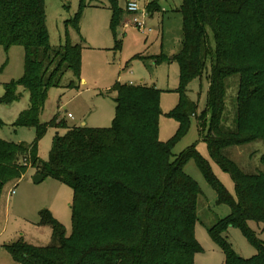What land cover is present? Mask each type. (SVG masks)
<instances>
[{
	"label": "trees",
	"instance_id": "obj_1",
	"mask_svg": "<svg viewBox=\"0 0 264 264\" xmlns=\"http://www.w3.org/2000/svg\"><path fill=\"white\" fill-rule=\"evenodd\" d=\"M44 2L0 0V47L8 49L17 45L24 49L23 76L4 86L1 102L18 99V86L26 90L28 106L14 125L35 128L38 136L48 126L66 127L63 119L58 121V116L49 122L39 120L48 89L59 86L67 70L80 80V49L69 42L64 46L50 44ZM112 2L114 25L120 14L116 3ZM146 9L152 13L158 11V5L151 2ZM176 11L181 16L180 43L171 59L179 66L180 101L169 116L179 122L178 132L166 143L158 140L161 112L155 88L117 85L111 127H70L65 135H56L48 162L39 165L43 178L50 176L73 191L70 235L66 236L63 227L44 211L42 221L51 227L54 244L46 247L23 242L8 245L7 251L14 261L19 264H92V255H95L101 258L98 264H193L194 254L200 251L194 239L200 190L182 169L186 160L192 158L214 189L217 202L230 207L229 215L208 229L224 253L223 264H264V246L247 225L248 221L264 223V172L245 174L224 153L227 147L245 144L255 136L264 139V67L243 59L238 44V29L243 31L242 37L247 41L257 35L256 38L264 42V0H182ZM166 59V55L160 54L154 57V62L158 64ZM206 71L209 74L206 104L196 119L197 125L201 133L204 132L208 119L207 131L201 136L207 143L210 158L231 176L235 198L227 193L209 163L194 148L172 158L174 143L185 134L190 117H195L197 111L196 103L187 96V87L202 78ZM234 77L238 80L237 106L233 126L229 128L224 117L226 90L227 82ZM255 114H261L259 125L251 127L249 121ZM28 149L22 144L0 141V196L6 183L20 179L26 171L15 163V156L25 154ZM30 152L35 160V149L31 148ZM128 156L137 172L143 171V179L146 178L144 181L149 185L142 193L129 188L119 175L114 177ZM147 179L153 181L148 184ZM105 207L116 215L140 213L143 218L140 236L124 246L113 243L105 246V250L93 254L89 250L83 256L77 242L82 232V216ZM233 226L255 244L257 254L251 259L239 257L222 236ZM120 254L122 259H119Z\"/></svg>",
	"mask_w": 264,
	"mask_h": 264
},
{
	"label": "rangeland",
	"instance_id": "obj_2",
	"mask_svg": "<svg viewBox=\"0 0 264 264\" xmlns=\"http://www.w3.org/2000/svg\"><path fill=\"white\" fill-rule=\"evenodd\" d=\"M112 1L119 9L120 19L112 24L114 10ZM136 1L138 11L126 10L127 2ZM157 3L158 11L148 13L149 3ZM182 0H45L46 27L52 46H64L67 42L80 49L79 78L71 71H65L61 83L50 87L47 100L39 115L40 122H49L54 116L63 119L66 127L48 126L38 136L35 128L15 126L20 113L28 106V92L17 87L18 99L4 103V86L18 81L24 73V49L11 46L0 47V141L10 144H22L28 147L25 154L18 153L15 163L26 171L18 180L6 183L0 196V264H19L7 251V246L23 242L33 247H46L54 244L51 227L42 221V212L47 211L64 229L65 235L72 231L73 200L72 189L50 176L34 183L35 174H40V166L47 163L56 135L63 136L70 127L109 128L115 117V87L132 84L155 88L159 93L158 140L166 143L179 129V122L169 116L180 101L179 66L171 57L179 48L181 16L176 11ZM147 12L146 15H143ZM136 18L144 25V31L132 24ZM236 26L241 27V24ZM150 29V31H148ZM238 42L243 59L264 67V42L257 35L252 40L242 37L238 29ZM237 34V33H236ZM164 54L168 59L155 63L154 57ZM208 71L202 78L192 81L187 87V96L196 103L195 117L189 119L187 131L172 147V158L194 148L210 165L213 174L224 186L227 193L235 198V185L229 173L223 171L211 158L202 133L197 125V117L205 108ZM237 77L227 82L225 124L231 128L237 106ZM71 85V86H70ZM261 114L253 115L250 126L259 125ZM204 118H208L204 117ZM202 128V127H201ZM35 149V160L30 149ZM224 153L245 174L264 172V139L255 136L242 145L230 146ZM130 156L124 158L116 175L133 190L139 193L147 190L143 171L137 172L131 165ZM199 187L197 198V221L194 225V239L200 247L193 257V264H223L224 253L211 238L208 229L217 220L226 218L230 207L218 203L214 189L206 182L192 158H188L182 167ZM148 184L153 181L147 179ZM15 186L14 194L9 190ZM151 186V185H150ZM143 218L137 214H112L107 208L82 216L81 235L78 249L83 256L89 250L97 253L110 244H126L136 241L140 236ZM147 223V222H146ZM141 225V226H140ZM255 238L264 246V223L247 222ZM152 229L153 226L151 225ZM233 251L242 259H251L257 254L255 244L250 242L238 227H229L222 234ZM77 245V244H76ZM124 246V245H123ZM106 253V252H105ZM89 257V256H88ZM91 257V256H90ZM123 255L120 254L119 259ZM101 258L92 255V264H98ZM95 260V261H94Z\"/></svg>",
	"mask_w": 264,
	"mask_h": 264
},
{
	"label": "built area",
	"instance_id": "obj_3",
	"mask_svg": "<svg viewBox=\"0 0 264 264\" xmlns=\"http://www.w3.org/2000/svg\"><path fill=\"white\" fill-rule=\"evenodd\" d=\"M126 10L130 13H135L138 11V4L136 1H129L127 2L126 5ZM147 12H145L143 15H146ZM132 24H134L135 26L138 27V29H140L141 31H144V25L142 22H139V20H137L136 18L133 19ZM148 31H150V29H148ZM15 192V186H13L10 190H9V195L10 194H14Z\"/></svg>",
	"mask_w": 264,
	"mask_h": 264
},
{
	"label": "water",
	"instance_id": "obj_4",
	"mask_svg": "<svg viewBox=\"0 0 264 264\" xmlns=\"http://www.w3.org/2000/svg\"><path fill=\"white\" fill-rule=\"evenodd\" d=\"M171 58H172V57H171ZM83 126H84V124H83ZM42 179H43V176H42L41 174H35L32 180H33L34 183H38V182H40Z\"/></svg>",
	"mask_w": 264,
	"mask_h": 264
}]
</instances>
